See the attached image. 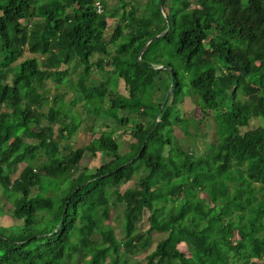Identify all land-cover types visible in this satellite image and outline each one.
<instances>
[{
    "label": "trees",
    "instance_id": "obj_1",
    "mask_svg": "<svg viewBox=\"0 0 264 264\" xmlns=\"http://www.w3.org/2000/svg\"><path fill=\"white\" fill-rule=\"evenodd\" d=\"M108 1L0 0V188L14 217L0 223V264H121L153 231L164 237L144 264H264V0ZM25 50L43 65L18 61ZM69 91L106 129L63 152L54 124ZM207 119L216 138L198 152L190 135L206 136ZM87 153L103 162L80 169Z\"/></svg>",
    "mask_w": 264,
    "mask_h": 264
},
{
    "label": "rangeland",
    "instance_id": "obj_2",
    "mask_svg": "<svg viewBox=\"0 0 264 264\" xmlns=\"http://www.w3.org/2000/svg\"><path fill=\"white\" fill-rule=\"evenodd\" d=\"M142 1H145V0H142ZM116 2L117 1H114V0L108 1L110 5L118 4V2L117 3ZM193 5H195V3ZM113 22L114 20L110 19V25H112ZM111 30L112 29L110 27L107 33H109ZM33 56H37L38 59L40 60V64L43 65L44 57L40 54L31 53L29 50H25L23 56L19 58L18 61L23 60L28 57H33ZM67 66L68 65H63L62 69L66 68ZM112 69L113 67L111 65H106V71H100L97 67H94L93 77L96 78L97 80L108 78ZM118 89L122 93H125V94L128 93L126 85L122 79L119 82ZM64 90H65V87L62 86L60 88V91H64ZM63 99L66 102L67 115L62 114L61 120H63V123L54 124V127H55L54 136H55V139L58 140L62 151L67 152L68 151L67 146H73V148L75 149L82 147L85 144H87L91 138L99 135L102 129H106V128H104V126L100 122L99 123L94 122L93 114L89 113L84 108L83 103L78 102L77 104H74L75 98L72 92L70 91L64 92ZM49 103L50 102H48V104ZM181 108H182L184 115L186 116H189V117L194 116L195 118H200L202 116L200 107L196 104L195 101L190 99V97H185L184 102L181 103ZM5 110H6L5 107H2L0 109V113ZM44 111H47V108H45ZM72 121H74V124H77V125L72 124L71 123ZM42 123L43 125L47 124V120L44 119ZM259 124H261V120L259 118H253L250 122L249 128H253ZM62 127H64L63 134L60 131ZM192 131H193V128H192ZM202 131L206 133V136L203 137L200 134H198L197 136H195L194 134L190 135L191 139L195 140L196 138L197 140L198 152H202L208 146V142L216 138L215 137L216 136L215 126H214V123H212L210 119L206 120L205 124L203 125ZM70 133H73L72 138L66 139V135ZM175 134L177 135V137L184 136L181 126L176 127ZM115 136L121 142L123 151H128L131 148V144L134 138L130 135L129 132H126L124 128H117L115 131ZM186 136L189 137L187 134ZM25 139L28 141L34 140L33 138L28 137V136H25ZM103 159L104 157L101 154H98L97 157H93L91 154L87 153L80 162V169H83L86 167H89V168L96 167L103 162ZM23 167H24L23 164H17L12 167L10 172H11L13 179H15L20 174ZM137 176L138 175H135L134 178H136ZM131 185H133V180H130L125 185H123L121 187V190L124 191L127 187ZM38 191H39L38 186H34L31 190L32 193H36ZM12 196H15V192H13ZM8 197L9 196L4 195L2 189L0 188V205L3 206V210H2L3 213L0 214V223L4 225L14 223V217H13V211H12L13 203L11 199H9ZM122 209H123L122 203H120L119 205L111 206V210L113 212H116V211L119 212ZM149 213H150L149 210L145 211V215L143 219L144 228H147L149 226V221H148ZM108 223H111V220H109ZM112 223L113 225H115V228H116L115 233H116V236L119 238L121 236V230L120 228L117 227L118 225L117 223H115L114 221ZM162 237H164L163 233L158 232V231H153L152 237H151V245L145 250L137 251L136 253L131 254L128 261L124 260L121 262V264H144L146 262V254L154 248L155 243ZM182 247L184 248V246ZM76 259H77L76 264H82L83 261H85L83 254H78L76 256Z\"/></svg>",
    "mask_w": 264,
    "mask_h": 264
},
{
    "label": "water",
    "instance_id": "obj_3",
    "mask_svg": "<svg viewBox=\"0 0 264 264\" xmlns=\"http://www.w3.org/2000/svg\"><path fill=\"white\" fill-rule=\"evenodd\" d=\"M159 2H161V0H159ZM161 34H158V35H156L154 38H157V37H159ZM152 41V39L149 41V42H151ZM145 48L146 47H144L142 50H141V54L143 53V51L145 50ZM172 88H171V90L169 91V93H168V95H167V97H166V99L164 100V102H163V105L166 103V101L168 100V98H169V96L171 95V93H172ZM34 129H36V128H34Z\"/></svg>",
    "mask_w": 264,
    "mask_h": 264
}]
</instances>
